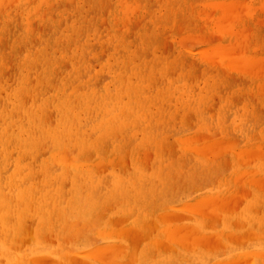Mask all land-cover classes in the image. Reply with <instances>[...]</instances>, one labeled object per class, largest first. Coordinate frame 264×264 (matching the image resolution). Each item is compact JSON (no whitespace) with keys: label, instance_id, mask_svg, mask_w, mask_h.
<instances>
[{"label":"bare ground","instance_id":"1","mask_svg":"<svg viewBox=\"0 0 264 264\" xmlns=\"http://www.w3.org/2000/svg\"><path fill=\"white\" fill-rule=\"evenodd\" d=\"M182 1L0 0V264H264V218L244 216L264 212L256 201L264 198V138L243 143L201 126L176 136L193 155L182 167L171 160L167 133L179 115L213 109L211 100L199 106L190 99L192 66L208 64L206 56L218 71L226 62L250 77L257 94L248 93L264 103L262 52L256 47V57L243 35L238 52L234 38L222 40L247 11L264 13V2L237 7L231 0L229 7L222 0L236 10L212 24L220 43L192 35L187 47L202 42L206 49L195 50L198 60L180 54L175 63L165 40L172 37L179 50L186 37L162 36L179 29L168 24ZM210 1L200 5L214 3L211 16H201L205 7L196 15L207 23L222 3ZM176 64L182 80L171 78ZM224 73V80L234 76ZM263 111L254 109V122ZM195 169L206 171L204 180L197 182Z\"/></svg>","mask_w":264,"mask_h":264},{"label":"rangeland","instance_id":"2","mask_svg":"<svg viewBox=\"0 0 264 264\" xmlns=\"http://www.w3.org/2000/svg\"><path fill=\"white\" fill-rule=\"evenodd\" d=\"M189 1H191L190 3H192V5L189 3ZM206 2H208V1H210V0H205ZM214 2V0H211L210 2ZM216 1V0H215ZM218 2H222V0H217ZM216 1V2H217ZM230 2L231 3V0H224L223 2ZM236 1H238V3H236ZM249 1L250 2H252V3H249ZM261 1L262 2H264V0H233L232 1V3H233V5L234 4H236L237 5V7H238V5H242V6H254V5H258V6H260L262 3H261ZM200 2V3H199ZM205 2V3H206ZM215 2V3H216ZM223 2L222 3H219V4H221V6H218L217 4H215V5H217L216 6V9H215V12L214 11H212L213 13H212V15H213V18H211L212 20H210V21H208V23L207 22H205V20H207L208 18L207 17H205V19L204 18H199L198 16H200V14H199V11H200V8H202V9H204V7H205V11H204V14H202L203 12H202V10H201V16L202 15H206L207 14V11L209 10V9H213L214 8V6H213V4H212V7L210 6V4L208 3L207 5L208 6H201L200 4L202 3H204V0H184V1H182V3L181 4H176L177 5V8L178 9H180L179 8V6L181 7V9H180V13H179V15H178V17L176 18L174 15H171V17H170V19H169V27H172V23H175V22H177V25L179 26V29L181 28V27H183V29H182V31H181V33H180V30L176 27L175 28V31H169L168 30V32L166 33V34H164L163 36H162V38H166V36H170L173 32V35H175V34H177V31H178V34L177 35H175L174 36V39H177V40H174V41H180V40H183V39H180L182 36L185 38V40L186 39H188V42H187V40H186V42H185V40H183L182 42L183 43H187V44H185L186 46H185V48H184V45H183V43H181L182 44V46H183V48H182V46H181V44L179 43V45L181 46V48H179V50H177V48L175 47V44H174V42H173V40H172V37H170V38H168V39H166L165 41H166V43H167V45H165V46H167V47H169V45H171L172 46V48L170 47V48H168V49H172L171 50V52H170V59L171 60H175V63H176V61H179V62H181L180 61V59H179V56H180V54H182V56H185L186 57V55H189L188 56V60H186V61H189L190 59L189 58H191V60L190 61H192L193 59V61H195V60H198L199 59V55L198 54H200V52H202V51H197V52H195V50H199L200 48L201 49H203L202 47H204L206 44H202V42L200 41V39L202 38V34L201 33H203V37L204 38H202L201 40H203V41H205L206 39V41H208V42H210L211 44L210 45H217V43H220V42H217V40L216 39H218L219 41H220V39H221V36H220V34L219 33H217L218 31L215 29V24L214 25H212L213 24V22L215 23V21L218 23V21L219 20H221V21H223V20H227L228 21V19H230V18H228L227 19V13L230 11V13H231V10L233 9V8H230L231 10H227V8H228V6L229 7H231V5H232V3L230 4H228V6L225 8V6H224V4H223ZM227 2H226V4H227ZM249 3V4H247V3ZM257 2V3H256ZM190 4V6H188V7H185V6H187V5H189ZM244 3H245V5H244ZM261 3V4H260ZM184 4H185V6H184ZM187 4V5H186ZM223 4V5H222ZM247 4V5H246ZM260 4V5H259ZM264 4V3H263ZM193 6V7H192ZM224 7V9H223V7ZM242 6H240L241 7V10H243V8H244V10L241 12V13H239L240 15H242V14H244L243 12L244 11H246L245 9H246V7H242ZM252 6V7H253ZM257 6V7H258ZM207 7H210V8H208L207 10H206V8ZM220 7L222 8V11H220L219 12V10H221L220 9ZM240 7L238 8V11H241V10H239L240 9ZM256 7V8H257ZM261 7V6H260ZM191 9H192V12H191ZM197 9H199V11H197ZM226 9V10H225ZM234 9H235V7H234ZM233 9V10H234ZM250 9V11H253V10H255V8H249L248 7V10ZM260 9V8H259ZM259 9H256V10H258L259 11ZM264 9V8H263ZM262 9V10H263ZM194 10V11H193ZM211 10H209L210 12H211ZM214 10V9H213ZM236 10V9H235ZM187 11V12H186ZM188 11H189V13H188ZM208 11V12H209ZM228 11V12H227ZM258 11H256L255 12V15H252V16H250L247 12H246V14H244V16L242 15L240 18L243 20H240V25H239V27H242V28H245L246 29V31H245V29H242V31H240V29H239V27L237 28V26H235L234 24H232L234 27H236V28H234L233 27V32H231V33H233L234 34V36H232L231 35V33H229V34H222V40H226V38L227 39H229L228 41H233V38H234V42L232 43V44H235V52H238V51H240V43L238 44V43H236L237 41H238V39L239 40H242V38H244L245 37V39L248 41V39L250 40V43H248V44H250L252 47V50H254L256 47L258 48V51L261 53H258V51H257V48L254 50V55L256 56V57H258L259 58V56L261 55L262 57H264V25H262V23H263V21L262 20H264V19H262L261 17L262 16H264L263 14V12H258ZM260 11H261V9H260ZM264 11V10H263ZM182 12V13H181ZM206 12V13H205ZM210 12L208 13L209 14V16H211L210 15ZM185 13H186V15H185ZM192 13H193V16H192ZM196 13V14H195ZM199 15H198V14ZM221 13V14H220ZM225 13V19H224V15H222V14H224ZM258 13V14H257ZM207 14V15H208ZM250 16H248V15ZM196 15H198L197 16V18H196ZM206 15V16H207ZM216 15H219V16H221V17H217ZM247 15V16H246ZM154 16V15H153ZM254 16V17H253ZM260 18H259V17ZM195 17V18H194ZM217 17V18H216ZM223 17V18H222ZM247 17V18H246ZM257 17L259 18V20H261L262 21V23L259 21V20H257ZM207 18V19H206ZM221 18V19H220ZM253 19V18H256V20H257V23L255 22L256 20H251V19ZM264 18V17H263ZM196 19V20H195ZM218 19V20H217ZM245 19H247V21L245 20ZM249 19V20H248ZM191 20H192V22H191ZM195 20V21H194ZM202 20L204 21V23H206V25L203 27L202 26V28H200V24H201V22H202ZM227 21H225L226 23H227ZM181 22V23H180ZM189 23V25H188V23ZM246 24H248V25H245L244 23ZM256 24H255V23ZM258 22L261 24H259L260 26H258L257 24H258ZM199 23V24H198ZM203 23V22H202ZM222 23V22H221ZM220 23V24H221ZM225 23V24H226ZM180 24H181V26H180ZM220 24L218 25V24H216V26H219L220 27ZM224 24V25H225ZM228 24H229V22H228ZM244 25V26H242V25ZM264 24V23H263ZM191 25V26H190ZM209 25V26H208ZM221 25H223V24H221ZM257 25V26H256ZM188 26V27H187ZM197 28H196V27ZM212 26V27H211ZM227 26V25H226ZM225 26V27H226ZM252 27V28H250V27ZM255 26V27H254ZM186 27H187V30H186ZM199 27V28H198ZM212 29H211V28ZM258 27V28H257ZM210 28V29H209ZM218 28V27H217ZM178 29V30H177ZM196 29V30H195ZM209 29V30H208ZM237 31H236V30ZM248 29V30H247ZM252 29V30H251ZM199 30V31H198ZM208 30V31H207ZM210 30H212L211 31V34H213V32H215V30L217 31L216 32V34L214 33L213 35H211L210 34ZM222 30V29H221ZM184 31V32H183ZM196 31H197V33H196ZM219 31H220V29H219ZM239 31L241 32V33H239ZM244 31V32H243ZM192 34H191V33ZM204 32H205V34H204ZM209 32V33H208ZM222 32V31H221ZM220 32V33H221ZM246 32V33H245ZM250 32V34H248V33ZM257 32V33H256ZM262 32V33H261ZM186 33V35H188V34H190L189 35V37L188 36H186V35H184ZM223 33V32H222ZM235 33H237V35H235ZM241 35V36H238L239 34ZM197 34H198V36H197ZM244 34H248L249 36L248 37H246V35H244ZM251 34H254V35H251ZM261 34H263L262 36H261ZM192 35H194V36H196V37H199L200 35V39L199 38H197L198 39V43H199V41L201 42V43H199L197 46L196 45H194L193 46V48H191L192 50H194V51H190L191 49L190 48H188V47H190L191 45H192V43H195V41L193 42L192 41V43H191V40L192 39H190L191 37H192ZM208 35H211L210 37H208V38H206V36H208ZM215 35V37H213ZM230 35V36H229ZM244 37H243V36ZM251 35V36H250ZM256 35H257V37H256ZM181 36V37H180ZM194 36H193V40H194ZM218 36V37H217ZM261 36V37H260ZM182 37V38H183ZM195 37V38H196ZM212 37H213V39H212ZM226 37V38H225ZM231 37V38H230ZM250 37V38H249ZM260 38V39H259ZM215 39V40H214ZM245 39H243V40H245ZM259 39V40H258ZM190 40V41H189ZM221 40V41H222ZM253 40V41H252ZM168 41V42H167ZM170 41H171V43H170ZM213 41H216L215 43L213 42ZM249 42V41H248ZM169 43V44H168ZM191 43V45L190 46H188L187 47V45H189ZM253 45H252V44ZM257 43V44H256ZM196 44H197V40H196ZM202 44V45H201ZM260 45V46H259ZM179 46V47H180ZM196 46V47H195ZM233 46V45H232ZM200 47V48H199ZM230 47H231V43H230ZM254 47V48H253ZM197 48V49H196ZM232 48V47H231ZM261 48H263L262 50H261ZM186 49H189V50H186ZM204 49H206V47L204 48ZM204 49H203V51H204ZM230 50V49H229ZM232 50L234 51V46H233V48H232ZM231 50V51H232ZM183 51H184V53H183ZM256 51V52H255ZM180 52V53H179ZM186 52V53H185ZM188 52V53H187ZM176 53V54H175ZM192 53V54H191ZM258 53V54H257ZM178 54V55H177ZM260 54V55H259ZM197 55H198V57H197ZM205 55H206V53H205ZM178 56V57H177ZM194 58H193V57ZM260 56V57H261ZM261 57V58H262ZM176 58H178V59H176ZM261 58H259V59H261ZM206 60L208 61L209 59L207 58V56H206ZM261 60H263V62L262 63H264V58L263 59H261ZM206 61V63H208V64H205L204 62H200V64L196 67V66H192V69H193V71H194V74H193V79H190V80H188L189 81V83H191V80H192V91L190 92V99H191V102H193V103H195V104H198L199 106L201 105V104H205L206 102H208L209 100H211L212 101V103L215 105V103H217V101H218V103H217V106L215 107V109H214V105H213V109H214V113H216L215 114V116H213L214 115V113H213V109L209 112V111H204V112H199V111H197V110H192L189 114H187L186 116V118H184L183 116H178L179 117V119H176L174 122H173V128H172V130H170V131H168L167 133H169V138H170V141H171V143L173 142V140H174V142L172 143V153H173V157H172V161H174V162H178L179 160L181 161L182 159H183V157H185L186 155H187V158L188 157H191L192 156V158H193V155H192V153L190 152V151H184V148H182L183 146L181 145V143H180V141L178 140V139H182V138H186V136L188 137V135H193L194 133H198V131L199 130H201L200 129V127L202 126L203 127V129H205L204 131L205 132H207V131H210V133H212V134H214V135H216L217 137H222L224 134H223V132L224 131H226V133L227 134H231L230 136H232V137H236V138H238L239 137V139H241V141L243 142V143H248V142H250V143H253V142H259V141H261L263 138H264V120H262V119H259V121L260 122H257V120L254 122V116H256L255 114H254V109L256 110V112H258V109H263L264 110V103H259V102H257V100L255 99L254 100V98H253V95L255 94V93H253L254 91L256 92V94H257V91L255 90V88L257 87L255 84H256V82H254V81H252V80H249V78L250 77H243V75L242 74H244V73H242V74H240V70H239V73H236L235 71H233L231 68H226L227 67V63L225 62V64H226V66H221L220 64H218V65H216L217 67H221V71H218V69L216 68H214L212 65H210L211 63L210 62H207ZM210 61V60H209ZM260 61V60H259ZM261 62H259L260 64L257 66L258 67V71H261V72H264V64H261ZM192 63V62H191ZM202 64V65H201ZM205 65V66H204ZM177 64L175 65V68H176V70L177 71H175L174 70V72H176V73H172V75H171V78L172 79H178V80H182V78H183V76L180 74L181 73V69H180V67L179 66H177ZM211 66L213 67V68H211ZM263 66V67H262ZM201 67V68H200ZM219 67V68H220ZM224 67L226 68L225 70H224ZM260 67V68H259ZM179 68V69H178ZM243 68V67H242ZM211 69V70H210ZM216 70L215 72H213V70ZM231 69V70H230ZM263 69V70H262ZM201 70V71H200ZM202 70H204V71H202ZM208 70V71H207ZM210 70V71H209ZM242 70V69H241ZM200 73H199V72ZM232 71V73H230L231 75H234L233 77H231V79H227L228 81H232L233 82V86H231L230 85V82H228L227 80H224V78L226 79L227 77H226V73H224V72H231ZM208 72V73H207ZM211 72V73H210ZM213 72V73H212ZM222 72V73H221ZM203 73V74H202ZM219 73V74H218ZM224 73V74H223ZM196 74V75H195ZM197 74H199V78H197L198 76H197ZM221 74L223 75V76H221ZM175 75V76H174ZM202 75V77H200ZM214 75H216V76H214ZM237 75L239 76V78L237 77ZM242 75V76H241ZM195 76H197V77H195ZM220 78H219V77ZM175 77V78H174ZM229 77H230V75H229ZM242 77V78H241ZM195 78V79H194ZM233 78H234V80H233ZM189 79V78H188ZM202 79V80H201ZM218 79V80H217ZM193 80H196V81H193ZM242 80V81H241ZM245 80V81H244ZM262 80L264 81V78H262V79H260V84H262V85H260L259 86V88H260V93L262 92H264V83L262 82ZM227 81V85L225 86V82ZM237 81V82H236ZM246 81H249V82H246ZM216 82H217V84H216ZM244 82H246V83H244ZM262 82V83H261ZM223 83H224V85H223ZM236 83V84H235ZM242 83V84H241ZM216 84V85H215ZM246 84V85H245ZM259 84V83H258ZM194 85H195V87H194ZM215 85V86H214ZM221 85V86H220ZM235 85H237V86H235ZM249 85L250 86H253V87H249ZM188 86V85H187ZM256 86V87H255ZM218 87V88H217ZM227 87H229V88H227ZM235 87V88H234ZM244 87V88H243ZM250 89H249V88ZM188 88H189V86H188ZM217 88V89H216ZM248 88V89H247ZM252 88V89H251ZM196 89V90H195ZM223 89V91H222V93L220 92V90H222ZM230 89V90H229ZM241 89V90H240ZM253 91L251 94H249L250 93V91ZM247 91V92H246ZM248 91H249V93H248ZM204 92V93H203ZM229 92V93H228ZM243 92V93H242ZM214 95H213V94ZM246 94V99H245V96H243V95H245ZM259 93V94H260ZM195 94V95H194ZM250 95V97H249V95ZM251 95H252V98H251ZM229 96V97H228ZM236 97V98H235ZM220 98V99H219ZM224 98V99H223ZM240 98H242V99H240ZM215 99H217V100H215ZM232 99V100H231ZM234 99L235 100H238V99H240V101L238 100V101H235V104H234ZM253 100V101H252ZM236 102H241V103H236ZM249 102H250V104H249ZM259 103V104H258ZM231 106H230V105ZM235 105V107H234V105ZM237 104H238V106H237ZM252 104V105H251ZM263 104V105H262ZM232 107V108H230V107ZM248 106V107H247ZM228 107H229V109H228ZM225 108V109H224ZM247 108V109H246ZM231 109V110H230ZM250 110H252V112L250 111ZM230 111H231V113H230ZM246 111V112H245ZM207 112V113H206ZM211 112H212V114H211ZM264 112V111H263ZM193 115V117H192V115ZM249 115V116H248ZM190 116L192 117V119L190 118ZM230 116V117H229ZM177 117V118H178ZM229 120H228V119ZM183 121H181V120ZM188 119V120H187ZM187 120V122H191V123H187L186 122V124H185V121ZM189 120H191V121H189ZM195 121V122H194ZM178 122V123H177ZM263 122V123H262ZM177 124V125H176ZM188 124V125H187ZM190 124H191V126H190ZM260 124H262V125H260ZM260 125V126H259ZM188 126H189V128L190 129H188ZM192 126H193V128H192ZM259 126V127H258ZM262 127V128H261ZM165 129V128H164ZM182 131V132H181ZM229 131V132H228ZM181 132V133H180ZM256 132H257V134H256ZM177 134V135H176ZM187 134V135H186ZM245 135H246V137H245ZM248 135V136H247ZM256 135H258L259 136V138H257L258 136H256ZM176 136H179V137H177L176 138ZM182 138H181V137ZM256 138H255V137ZM171 138H172V140H171ZM174 138V139H173ZM244 138V139H243ZM253 138H255V139H253ZM174 144H176V149L174 150V148H173V145ZM263 145H264V142L262 143ZM175 146V145H174ZM178 152H177V151ZM183 150V151H182ZM189 152V153H188ZM262 152L264 153V146L262 147V151H261V154H262ZM177 153V154H176ZM189 154H190V156H189ZM176 155V156H175ZM180 156V157H179ZM179 159V160H178ZM186 159V157L183 159V161H179V163H180V165L182 166V167H186V162H187V166H189V162H188V160L186 159V162H184V160ZM178 160V161H177ZM191 167V166H190ZM197 171V172H196ZM194 172V170H192V173H191V175L190 176H192L193 177V175H197L198 174V176L196 177V176H194V177H196L195 179H197L198 180V177H199V180L197 181V182H200V181H202V180H204V178L206 177V171L204 170V169H195V173H197V174H194L193 173ZM193 174V175H192ZM199 175H201V176H199ZM193 180H194V178H193ZM213 183L215 182V181H212ZM186 184H187V182H186ZM212 185H214V187H217L218 186V183H217V181H216V183L215 184H212ZM213 186H211V188H212ZM201 192H203L201 189L200 190H198V191H196V192H194V195L193 196H195L196 194H198V193H201ZM192 196V197H193ZM257 197V196H256ZM259 199H260V202H259ZM256 201H257V203H258V205L260 206V204H261V207L262 208H264V198H257L256 199ZM244 216L246 217V219H252V218H264V212H260V213H255V212H246L245 214H244Z\"/></svg>","mask_w":264,"mask_h":264}]
</instances>
